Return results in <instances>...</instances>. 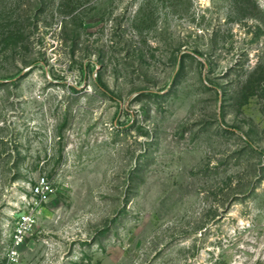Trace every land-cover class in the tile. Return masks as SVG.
I'll use <instances>...</instances> for the list:
<instances>
[{
	"label": "rangeland",
	"instance_id": "rangeland-1",
	"mask_svg": "<svg viewBox=\"0 0 264 264\" xmlns=\"http://www.w3.org/2000/svg\"><path fill=\"white\" fill-rule=\"evenodd\" d=\"M0 264H264V0H0Z\"/></svg>",
	"mask_w": 264,
	"mask_h": 264
},
{
	"label": "trees",
	"instance_id": "trees-1",
	"mask_svg": "<svg viewBox=\"0 0 264 264\" xmlns=\"http://www.w3.org/2000/svg\"><path fill=\"white\" fill-rule=\"evenodd\" d=\"M101 88H102V89H103L105 92H107V93H108V91H109V90L107 89V87H106V86L102 85V86H101Z\"/></svg>",
	"mask_w": 264,
	"mask_h": 264
},
{
	"label": "built area",
	"instance_id": "built-area-1",
	"mask_svg": "<svg viewBox=\"0 0 264 264\" xmlns=\"http://www.w3.org/2000/svg\"><path fill=\"white\" fill-rule=\"evenodd\" d=\"M28 216H24V218L26 219Z\"/></svg>",
	"mask_w": 264,
	"mask_h": 264
}]
</instances>
